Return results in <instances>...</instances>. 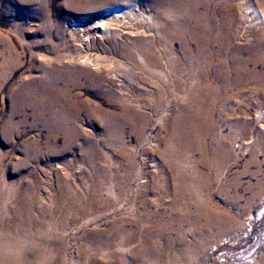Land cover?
<instances>
[{
  "label": "rangeland",
  "instance_id": "obj_1",
  "mask_svg": "<svg viewBox=\"0 0 264 264\" xmlns=\"http://www.w3.org/2000/svg\"><path fill=\"white\" fill-rule=\"evenodd\" d=\"M78 1L0 0V264H264V130L256 126L255 137L244 145L255 130L235 125V103L244 102L239 87L224 92L223 98L234 96L219 104L212 131L204 126L189 144L171 142L167 148L176 110L199 93L181 42L172 41L177 57L171 66H184L165 78L166 95L180 102L173 113L163 108L162 116L151 119L141 142L129 125H116L130 96L157 90L148 81L139 86L129 71V41L111 51L101 41L88 46L71 40L70 27L96 20L93 14L114 4L137 2L146 9L157 1ZM255 1L264 8V0ZM243 3L211 0L209 11L223 22L233 4L235 14L222 29L236 32L244 21ZM183 11L179 16L186 19ZM184 38L196 52L193 36ZM90 54L106 58L107 67L79 62L78 56ZM111 62L120 68L109 67ZM261 83L254 98L264 103ZM248 112L245 120L264 116V107ZM216 138L228 146L226 153Z\"/></svg>",
  "mask_w": 264,
  "mask_h": 264
},
{
  "label": "bare ground",
  "instance_id": "obj_2",
  "mask_svg": "<svg viewBox=\"0 0 264 264\" xmlns=\"http://www.w3.org/2000/svg\"><path fill=\"white\" fill-rule=\"evenodd\" d=\"M31 1H35V0H31ZM107 1H112V0H79L78 2H80L82 5H87V4L90 5V4H95L98 2H102V4H103V2H107ZM156 1L157 2L155 4L154 8H152V7L150 8L148 6V7H146V9H142V7H140V5L137 2H129L128 1V2H124L123 4H119V5L114 4L115 7H113V8H105L104 10L93 14L92 16L95 17L96 20H94V21L92 20L91 22H90V20H85V21H81L80 23H73L72 26L70 27L71 40H73V42H77V43L80 42V43L86 44L88 46H91V44L94 43L95 41H97V42L101 41V42H105L107 44V49H110L112 47V45L115 46V44H117L119 41H122V40H124L125 42L129 41V43H128L129 44V50H128L129 52L127 51L128 52L127 54L125 53V49H124V55L125 54H126V56L128 55L127 57L129 58V71L134 76L138 77V82L141 83L139 86H141L144 81H148V83H150L149 85H151L152 87H155V89H157L155 92H152V94H148V95L145 94L149 91V89H148L147 92L143 91V92H145L144 94H138L137 93L138 95H136V96H133V97L130 96L129 106L121 105L122 106V114L120 113L121 118L119 120V123H117L116 125L119 127L120 126L125 127V126L129 125L128 127L131 129V131L133 130L134 133H136L138 138L141 140V142L142 141L144 142L143 138H144V136L146 137V132H147L146 129L149 126L151 119L153 120L154 116L162 114L160 112L162 111L163 108H165V109L167 108L170 113H173L172 112L173 109L171 110V108H175L180 101H179V98H177V97L173 98V97L166 95L167 94L166 90L169 88L170 82H167L165 78H170L171 74H173V76H174V74H176L179 70L178 67L183 65L182 64V65L176 66L175 69H174V67L172 68V66H171L172 58H174L173 56L177 55L176 50L172 46L171 43H172V41L174 42L176 40H179L182 44L180 47L181 55L184 56V57H182V56L181 57L183 58L184 61H186L185 63L187 64L188 69L191 71L193 80H197L199 82V87H198L199 93L196 94L192 99H190V97H189L188 98L189 100H187V101L184 100L185 102H181V105L179 104L181 106V111L178 112L176 110V113L174 114L175 115L174 120L176 121L175 122V129L174 130L171 129V133H170L171 137L174 138V140L172 138L166 140L165 144H166L167 148L170 147L171 142L173 144H175L176 147H182V146H184L185 143L189 144V142H191V139H193V137L202 133L200 129L204 126H209V129L211 127V131H212V128L214 126L213 122L216 123L214 121V119H215L214 113L217 110L219 104L221 102L229 103L231 97L234 96V95H232L231 97L227 96V97L223 98L224 92L229 88L234 89L235 87H239L238 89H236V90H238L237 93L240 94V98L243 99V101H244L238 105L235 103L236 108L233 110V111H235L233 115L237 116V118H235V120L238 119L237 123L235 125L241 129L249 130L250 128H252L253 129L252 131L255 130L254 132H252V135H249L250 137L246 140V142L244 141L245 146L249 145V142H251L250 140H253V138L255 137L253 134L256 133L257 129L260 128L261 130H264L263 113L258 114V115H255V113H254V115H252V117H249V119L248 118H246L247 120L244 119L245 116L246 117L251 116V114L248 111L252 107L257 106L258 108H260V105L262 107H264L263 102L257 100L258 103H260V105H259L256 103L257 101L254 98L257 95L258 91L260 90V86L263 84L261 82H264V31L259 33V31L264 29V8L263 9L261 8L263 6L259 7L258 6L259 4H258L255 7L254 4L252 3L253 0H246L245 3H243L244 0H242L243 4L240 7V11H242L243 19H244L242 26H240L236 32H227V31L224 32L222 27L224 28V25L226 26L228 24L227 18L229 16H231V14H233V15L235 14V8H234L235 6L233 7V4L231 5L232 7L230 5H228L231 7V10L229 9L230 12L227 13L228 9H226V11H225L226 13H225V17H224L223 22H220V21L218 22L215 19L216 17L214 18L212 13L209 11V8H211V7H209L211 4V0H156ZM255 3H256V1H255ZM227 4L225 2V5H227ZM228 6H227V8H229ZM181 10H184L186 12L185 14H187V16H188L186 19L180 18L179 14H180ZM236 13H237V9H236ZM194 20L197 21L196 24H192V21L194 23ZM221 21H222V19H221ZM232 27H233V25H232ZM235 29H236V27H235ZM185 33H188L189 35L193 36L192 39L195 41V43H196L195 45H197V49H198V50H196V52H194V50L191 49L190 45H188L185 42V38H184ZM253 38H254V40H256L255 42H254ZM8 44H10V43L8 42ZM247 44L250 46H246ZM4 50H6V49H4ZM110 51H111V49H110ZM117 51H119V50H117ZM75 52H77V51H75ZM86 53H87V51H86ZM92 53H95V51ZM107 53H108V51H107ZM75 54H77V53H75ZM175 57H177V56H175ZM112 59H115V57ZM78 60L82 64L85 63V64H87V66L89 64L90 66H93L96 69L98 67H100L101 65L108 63L106 58L104 59V58H101L100 56L93 57L92 54L87 55L84 58H82V57L79 58V56H78ZM178 60H179V58H178ZM178 60H176V62ZM117 62L119 64V61H117ZM178 62H180V61H178ZM0 63H2V62H0ZM85 64H83V65H85ZM118 64L111 62L109 64V67H114V66L116 67V66H118ZM4 65H6V63ZM2 67L0 65V77L3 76V72H4V68L2 69ZM101 67L99 69H101ZM106 67H107V64H106ZM88 68H90V67H88ZM118 68H120V66H118ZM121 68H123V67H121ZM113 69H111V70L113 71ZM6 71H9V70H6ZM180 74H183V73H180ZM181 77H183V76H181ZM189 78L190 77H188V79ZM192 78H190V79H192ZM185 79H187V78H185ZM154 80H156V81L154 82ZM182 80H183V78H182ZM171 81H172V79H171ZM179 81H181V80H179ZM171 83H173V82H171ZM176 83L177 82H175V85H176ZM186 84H189V83H186ZM102 85H104V84H102ZM0 87H1V85H0ZM177 87H179V86H177ZM137 89H138V87H137ZM137 89L135 88V90H137ZM142 89H140V90H142ZM182 89H184V88H182ZM262 89H264V88H262ZM180 91H182V90H180ZM183 92H185V91H183ZM169 95H170V93H169ZM190 95H192V94H190ZM238 96L239 95L237 94V97ZM182 97H180V98H182ZM34 98H36V97H34ZM55 98H57V97H55ZM131 99H133V100H131ZM42 101H44V99ZM50 103H51V101L49 102V104ZM49 104H47V105H49ZM65 104H67V103H65ZM50 105L52 106V104H50ZM67 106H68V104H67ZM221 108L224 109L223 106H221ZM247 112L249 114H247ZM257 112H259V110ZM120 115H118V117H120ZM174 115L172 117H174ZM160 116H162V115H160ZM112 122H115V121H112ZM173 124H174V122H173ZM235 125H233V126H235ZM256 126L259 128L256 129ZM149 128L150 127H148V129ZM172 128H174V127H172ZM209 129H208V131H209ZM216 129H217V127H216ZM216 129H214V130H216ZM204 131L205 130H203V132ZM249 131L251 132V130H249ZM216 134H217V132H216ZM201 135H200V137H201ZM245 136H247V135H245ZM159 137H157V138H159ZM217 137H219V136H217ZM164 138H166V137H164ZM207 138L208 137H206V139ZM145 139L147 140V138H145ZM150 139L153 140V137ZM217 139L218 138H216V140ZM216 140H213V141L216 142ZM224 140H222V142ZM149 142H150V140H149ZM216 143L217 144L220 143V139H218ZM193 144H196V143H193ZM217 144H216V146L219 147L222 151H225V153H226L228 146H224V142H223V145H221L222 143H220L219 145H217ZM150 145H151V148L157 147V146H155V144H150ZM197 145H198V143H197ZM240 145L242 146V144H240ZM138 147L139 146H137V148ZM204 147H206V146H204ZM213 147H215V146L213 145ZM147 148H148V146H147ZM219 148H217V149L219 150ZM205 149H207V148H205ZM214 149H216V147ZM248 149H249V147H248ZM131 150L132 149H130V151ZM156 150L158 151V148H156ZM175 150H176V148H175ZM215 151L217 152V150H215ZM179 152H181V151H179ZM221 152H220V154H221ZM160 153H162V152H160ZM183 154H185V153H183ZM218 154H219V152H218ZM228 154H227V156H228ZM154 156L155 155H153V157ZM179 156L182 158L181 155H179ZM167 158H169V157H166V159ZM173 160H171V161H173ZM133 161H134V159H133ZM167 161H169V160H167ZM147 162H148V160H147ZM202 162H204V160ZM164 164H166V163H164ZM173 164H175V163L173 162ZM152 165L155 166V164H152ZM149 166H150V164H149ZM159 166H158V168H159ZM129 170H132V168ZM149 171H152V170H149ZM156 172H159V171H156ZM203 180H205V179H203ZM152 181H153V179H152ZM204 183H206V182L204 181ZM201 184H202V182H200V187H201ZM194 186H195V184H194ZM200 189L198 190L199 192H200ZM196 195H198V194H196ZM166 201H168V200H166ZM201 201H203V200H201ZM7 254H9V253H7Z\"/></svg>",
  "mask_w": 264,
  "mask_h": 264
}]
</instances>
